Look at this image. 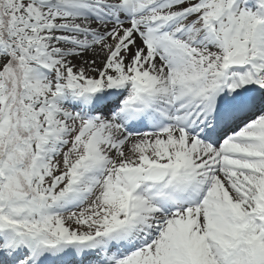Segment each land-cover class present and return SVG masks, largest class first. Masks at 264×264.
<instances>
[{"label": "snow or ice", "instance_id": "6c2138e0", "mask_svg": "<svg viewBox=\"0 0 264 264\" xmlns=\"http://www.w3.org/2000/svg\"><path fill=\"white\" fill-rule=\"evenodd\" d=\"M0 264H264V0H0Z\"/></svg>", "mask_w": 264, "mask_h": 264}]
</instances>
